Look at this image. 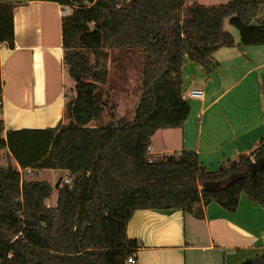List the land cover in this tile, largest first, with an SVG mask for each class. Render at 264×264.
Returning <instances> with one entry per match:
<instances>
[{
  "label": "trees",
  "instance_id": "trees-1",
  "mask_svg": "<svg viewBox=\"0 0 264 264\" xmlns=\"http://www.w3.org/2000/svg\"><path fill=\"white\" fill-rule=\"evenodd\" d=\"M26 1L0 0V44L15 47V8ZM45 1L70 9L62 19V62L74 85L66 92V122L5 136L0 117V264H130L142 247L127 234L139 209L200 218L212 202L234 212L242 194L264 208V136L215 170L192 150L154 156L148 148L158 130L183 128L189 116L182 99L187 61L209 75L220 48L264 45V0ZM116 50L142 54L132 120L116 118L107 101ZM2 95L0 70V114ZM106 111L111 120L93 125ZM19 168L53 169L71 182L49 206L55 185L27 179L29 173L22 179ZM242 264H264V252Z\"/></svg>",
  "mask_w": 264,
  "mask_h": 264
},
{
  "label": "crops",
  "instance_id": "crops-1",
  "mask_svg": "<svg viewBox=\"0 0 264 264\" xmlns=\"http://www.w3.org/2000/svg\"><path fill=\"white\" fill-rule=\"evenodd\" d=\"M63 16V7L53 1L28 0L15 8V47L0 44L5 136L66 122L67 88L50 58L52 51L59 52L64 70ZM230 32L238 44L240 34ZM214 58L217 66L209 75L195 62L184 65L183 91L200 88L204 95L187 100L190 113L183 128L153 135L154 156L188 149L215 170L250 153L263 138L264 45L220 48ZM127 234L142 244L139 264H242L264 252V208L242 194L234 212L212 202L200 218L178 209H139Z\"/></svg>",
  "mask_w": 264,
  "mask_h": 264
},
{
  "label": "rangeland",
  "instance_id": "rangeland-1",
  "mask_svg": "<svg viewBox=\"0 0 264 264\" xmlns=\"http://www.w3.org/2000/svg\"><path fill=\"white\" fill-rule=\"evenodd\" d=\"M228 1L229 0H208L207 2L220 4ZM224 27L229 31L235 32L236 36L239 35L238 30L229 23V19L225 20ZM114 55L117 59L114 62H110L112 78L110 84L106 86L110 92V95L107 97V101L109 107H115L114 111L116 113V118L124 117L127 120H132L141 97L140 86L142 84V54L141 52L130 53L128 51L116 50ZM59 57V52L52 51V53H50V58L56 64L60 78L63 79V89L66 87L68 90L73 87L74 82L67 73L66 68H64V70L62 69ZM110 120L111 113L106 111L102 120L94 121L93 124H105ZM3 156L6 158L5 154ZM5 158L4 164H6ZM64 175L67 174L64 173L61 175L59 171L53 169H41L32 171L26 176V178L45 180L55 185L58 178ZM57 200L58 193L55 188L53 195L47 200V204L49 206H55L57 205Z\"/></svg>",
  "mask_w": 264,
  "mask_h": 264
},
{
  "label": "built area",
  "instance_id": "built-area-1",
  "mask_svg": "<svg viewBox=\"0 0 264 264\" xmlns=\"http://www.w3.org/2000/svg\"><path fill=\"white\" fill-rule=\"evenodd\" d=\"M69 12H70L69 8H65V9L63 8V14L64 15L68 14ZM203 95H204V90L203 89L194 88V89H190L188 91H183L182 99L188 100L190 98H195V97L201 98V97H203ZM148 148L151 151V146H149ZM152 160H153V158H150V161H152ZM19 171H20V173L22 175V179H23V177L26 176L25 175L26 173H31L30 169L23 170V169L19 168ZM70 182H71V179H70V177L68 175H66V177H63L62 183H70ZM128 262L130 264H139V262H138L137 258H135V256L130 257L128 259Z\"/></svg>",
  "mask_w": 264,
  "mask_h": 264
},
{
  "label": "water",
  "instance_id": "water-1",
  "mask_svg": "<svg viewBox=\"0 0 264 264\" xmlns=\"http://www.w3.org/2000/svg\"><path fill=\"white\" fill-rule=\"evenodd\" d=\"M251 25H256L255 21L251 22ZM63 181V176H60L55 184V188L58 189L60 187V185L62 184Z\"/></svg>",
  "mask_w": 264,
  "mask_h": 264
}]
</instances>
